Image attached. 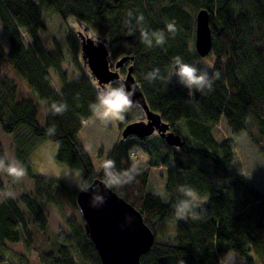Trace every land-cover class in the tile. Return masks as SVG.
<instances>
[{
    "label": "trees",
    "instance_id": "trees-1",
    "mask_svg": "<svg viewBox=\"0 0 264 264\" xmlns=\"http://www.w3.org/2000/svg\"><path fill=\"white\" fill-rule=\"evenodd\" d=\"M39 2L51 6L69 25L80 21L90 35L106 38L111 60L132 56L111 83H121L132 66L148 108L172 131L186 133H177L184 140L181 147L168 145L158 134L143 139L129 136L121 142L119 137L105 156L121 172L139 165L132 183L112 190L141 212L155 236L150 250L140 257L141 264H223L230 252L243 259L241 264H256V258L264 263V192L229 168L234 139L243 131L264 157V0H0V24L8 45L5 50L0 42V62L6 61L34 92V96L18 97L14 79L0 73V128L14 139L15 158L32 181L28 193L0 203V263L30 264L25 253H12L10 245L24 241L38 250L34 239L46 233L44 208L56 194L72 213L66 216V231L52 234L53 249L41 251L40 264H102L76 204L79 188L34 173L28 160L39 141H54L55 159L78 171L83 185L95 178L104 181L79 140L83 122L93 116L89 106L95 103L97 83L81 58L80 39L71 27L65 43L79 73L76 79L69 80L63 68L59 43L52 39L50 48L44 46ZM201 8L209 12L212 34L211 51L205 57L194 47L195 13ZM129 11L134 17L143 14V24H136L134 18L126 24ZM167 24H174V35ZM141 28L161 33L164 44L153 42L147 47L140 39ZM177 56L200 69L207 68L204 60L211 57L208 71L219 73L212 89L190 98L175 78L169 83L167 72ZM156 67L162 78L145 80V74ZM50 70L60 83L59 93L50 86ZM39 101L48 107L42 126ZM54 102L65 104L67 110L53 114ZM141 115L134 105L118 120L119 128ZM53 125L56 133L49 136L46 129ZM8 179L0 174L1 193ZM181 185L193 187L205 201L199 219L175 215Z\"/></svg>",
    "mask_w": 264,
    "mask_h": 264
},
{
    "label": "rangeland",
    "instance_id": "rangeland-1",
    "mask_svg": "<svg viewBox=\"0 0 264 264\" xmlns=\"http://www.w3.org/2000/svg\"><path fill=\"white\" fill-rule=\"evenodd\" d=\"M42 11V23L45 30L41 33V40L45 47L50 48L52 45V39H55L64 53L63 68L68 73L69 80L76 79L79 75L73 64V55L66 46V39L69 36L70 27L74 32L82 31V28L76 23H70V25L64 22L61 17L55 13L51 6L39 2ZM22 38L25 44L29 43L27 34L22 31ZM90 35V34H89ZM92 36V35H91ZM0 42L5 50L8 49L6 34L0 24ZM203 63V62H202ZM205 66L212 64L211 57H207L204 60ZM0 73L8 78L14 79L17 84L18 97L34 96L33 89L30 88L25 82L16 77V73L11 67H8L6 61L0 62ZM51 82L50 86L57 93L60 92L61 86L53 70L49 71ZM38 107V122L42 126L44 123V115L48 113V107L45 101H39ZM253 130V128H251ZM120 131L118 120L110 122H102L95 119L94 114L88 120L83 122L82 130L79 133V140L82 142L86 150L88 151L93 168L95 172H99V166L102 161L105 160L106 154L111 150L113 145L118 141L120 137ZM176 133L186 135L185 132L174 130ZM246 131L241 132L234 139L232 148L234 152L233 159L229 165V168L237 174L243 176L247 180L254 183L259 189L264 192V157L260 153V147L254 144L251 138L247 135ZM57 152V143L50 140L39 141L38 144L31 151L28 160L30 161L32 171L36 174H46L57 177L67 183L71 188L78 189L75 181H80V174L78 171L72 170L69 167L59 163L55 159ZM0 153L8 158H15V144L14 139L2 132L0 128ZM66 174L68 176H66ZM4 192H0V203L4 201L6 197L17 199L20 195L28 193L32 189V181L26 175L23 181L12 183L11 178L4 180ZM11 192L9 196L6 193ZM66 202L61 199V196L54 195V202L48 204L44 208V215L46 218V233H38L34 239V244L39 248L36 250L34 246H30L28 243L21 241L17 244L10 245L12 253L15 254L25 253L27 255L30 264H40V260L44 259V249H53L52 234L56 231H66V216L72 213L66 210L63 205ZM79 217V214H76ZM15 257H18L15 255ZM256 264H264L261 259L256 258ZM243 259L238 255L230 252L223 259V264H241ZM82 264V263H80Z\"/></svg>",
    "mask_w": 264,
    "mask_h": 264
},
{
    "label": "water",
    "instance_id": "water-1",
    "mask_svg": "<svg viewBox=\"0 0 264 264\" xmlns=\"http://www.w3.org/2000/svg\"><path fill=\"white\" fill-rule=\"evenodd\" d=\"M209 20L210 15L206 9L201 8L195 13L194 47L200 57L207 56L211 51L212 34ZM77 24L82 28V31L77 32L81 58L97 86L117 80L120 76L119 69L133 57L122 56L116 61L111 60L107 39L91 36L86 26L80 21H77ZM121 81L132 94L131 99L134 105L140 108L142 115L121 129L119 141L129 136L143 139L158 134L170 146H183L184 140L171 130L159 114L148 108L143 91L132 74V66L127 67ZM85 186L88 191L78 189L75 200L85 232L94 244L101 263L141 264L140 257L150 250L155 239L141 212L116 191L107 188L104 181L98 178ZM94 193L103 196V203L93 206Z\"/></svg>",
    "mask_w": 264,
    "mask_h": 264
},
{
    "label": "clouds",
    "instance_id": "clouds-1",
    "mask_svg": "<svg viewBox=\"0 0 264 264\" xmlns=\"http://www.w3.org/2000/svg\"><path fill=\"white\" fill-rule=\"evenodd\" d=\"M127 15L128 19L125 23L128 25L132 23L133 18L138 25H142L144 22L143 14L134 17V14L129 11ZM166 27L171 35L175 34L176 29L174 24H167ZM140 39L149 48L153 46V42L157 45H163L165 42L161 33L146 28H141ZM211 67L212 65H208L207 68L200 69L193 64L185 62L180 56H177L172 61L171 67L167 72V80L170 83L175 78L180 85L188 90V96L194 98L197 92L203 93L205 89L211 90L213 87V79L219 78L218 72H213L210 75L208 68ZM161 78V72L158 67L153 68L144 76V79L149 82H154ZM131 95L122 82L115 85L108 83L103 86H97L95 103L89 107L95 119L102 122L107 123L113 120H123L125 113L134 107ZM50 110L53 114H63L67 110V106L63 103L58 104L54 102L51 104ZM55 133L56 128L54 125L46 129V134L49 136H53ZM98 171L103 173L104 183L107 188L118 190L124 185L132 183L140 168L139 165L134 163L133 167L128 171L121 172L116 169L114 160L105 159L101 162ZM0 174H6L11 178L12 183H16L23 181L27 172L19 161L14 158H8L5 155L0 156ZM66 176L68 175L66 174ZM75 182L81 191H88L87 186L83 185L80 181L77 180ZM178 192L182 198L178 199L174 205L177 218L199 219V209L202 208L205 201L201 198L198 191L191 186L181 185L178 187ZM6 194L9 196L12 195L10 191ZM103 200V196L98 193H94L92 196L93 206L103 203Z\"/></svg>",
    "mask_w": 264,
    "mask_h": 264
}]
</instances>
